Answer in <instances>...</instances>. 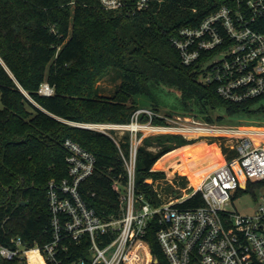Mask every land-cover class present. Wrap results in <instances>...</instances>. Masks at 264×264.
<instances>
[{"label": "trees", "instance_id": "16d2710c", "mask_svg": "<svg viewBox=\"0 0 264 264\" xmlns=\"http://www.w3.org/2000/svg\"><path fill=\"white\" fill-rule=\"evenodd\" d=\"M227 2L161 0L129 16L126 10H103L98 0H0V237L4 245L17 237L27 246L51 240L47 187L51 180L67 177L63 147L67 139L96 158L93 176L79 188L83 199L99 215L119 212L112 185L117 179L124 185L126 175L118 148L107 136L79 125L128 123L139 109L136 96L153 99L156 90L176 91L181 113L166 116L192 113L210 123L264 114V103L257 105L260 100L223 101L214 86L200 82L203 60L185 66L171 44L181 28L198 25ZM109 71H116L121 82L112 97L104 98L96 84ZM43 83L54 89L53 96L38 94ZM151 109L158 112L155 105ZM215 112L224 116L214 117ZM193 143L181 136L146 138L137 155L136 192L151 204L165 203L155 183L166 173L155 167L165 166L160 161L163 156ZM122 148L126 152L128 142ZM223 152H228L227 161L236 156L227 148ZM191 180L195 182L194 177ZM175 182L182 188L187 184L183 177ZM262 190L264 180L249 179L233 200L242 194L256 198ZM202 205L199 194L181 204ZM156 231V225L150 224L146 240L162 262ZM0 264L21 263L0 257Z\"/></svg>", "mask_w": 264, "mask_h": 264}, {"label": "built area", "instance_id": "2783aa9c", "mask_svg": "<svg viewBox=\"0 0 264 264\" xmlns=\"http://www.w3.org/2000/svg\"><path fill=\"white\" fill-rule=\"evenodd\" d=\"M98 1L105 11L126 10L134 16L161 0ZM171 44L183 65L203 60L200 82L214 86L223 101L264 103V0H228L198 25L181 28ZM38 94L50 97L54 89L43 83ZM79 126L107 136L118 148L126 175L124 185L119 179L112 185L119 212L99 215L83 199L79 188L93 176L96 158L67 139V177L51 180L47 187L51 240L27 246L17 237L4 245L0 237L2 259L21 264H264V193L253 216L229 209L241 184L264 180V126L210 123L192 113L166 116L151 108H139L125 124ZM157 136L229 140L236 156L206 172L181 198L154 205L136 192L135 183L138 150L146 138ZM196 194L204 205L181 206ZM152 223L162 262L146 240Z\"/></svg>", "mask_w": 264, "mask_h": 264}, {"label": "rangeland", "instance_id": "374dc122", "mask_svg": "<svg viewBox=\"0 0 264 264\" xmlns=\"http://www.w3.org/2000/svg\"><path fill=\"white\" fill-rule=\"evenodd\" d=\"M121 82L119 75L116 71H109L97 84L98 93L104 98L112 97L117 90ZM134 102L138 108H153L157 107V111L162 114L166 113H181V107L179 103V95L176 91L160 89L154 92V98L151 99L144 95H138L135 97ZM263 102H259L257 105H261ZM1 94H0V108ZM222 112V111H219ZM214 117L224 114H218L215 112ZM226 120H228L226 118ZM228 125H240V126H264V114L259 116H248L232 119ZM234 142L223 139H210V140H194V143L188 147H182L165 156L160 161H163L165 166L155 167L156 170L164 171L166 178L159 180L155 183L156 188L160 194V197L164 199L165 203H171L177 200V197L184 196L190 188H194L197 178L206 170H211L218 165L227 162V154L223 149L232 150ZM153 152H156V148H152ZM234 170L243 178V174L238 164H234ZM179 177L185 178L187 184L185 188L180 187L175 181L179 180ZM191 177L195 178V182H192ZM245 181V180H243ZM261 193V194H260ZM264 190L257 194L254 198L251 194H242L233 200L229 209L236 211L240 215L253 216L255 214L257 205L260 203V195H263Z\"/></svg>", "mask_w": 264, "mask_h": 264}, {"label": "bare ground", "instance_id": "6f19581e", "mask_svg": "<svg viewBox=\"0 0 264 264\" xmlns=\"http://www.w3.org/2000/svg\"><path fill=\"white\" fill-rule=\"evenodd\" d=\"M219 166V165H218ZM209 170H206V171H204L202 174H200L199 175V177L197 178V181H196V185H195V187L198 185V183L201 181V179H202V177H203V175L206 173V172H208Z\"/></svg>", "mask_w": 264, "mask_h": 264}]
</instances>
